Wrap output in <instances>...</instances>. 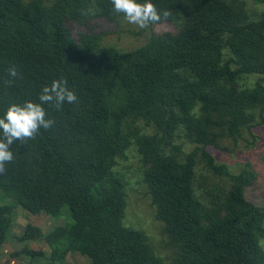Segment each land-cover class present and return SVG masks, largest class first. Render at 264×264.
<instances>
[{
	"label": "trees",
	"instance_id": "obj_1",
	"mask_svg": "<svg viewBox=\"0 0 264 264\" xmlns=\"http://www.w3.org/2000/svg\"><path fill=\"white\" fill-rule=\"evenodd\" d=\"M247 1L152 0L170 12L153 25L177 21L180 30L123 52L98 35L75 41L68 28L117 23L124 17L111 0H0V118L11 104L39 103L54 80H67L77 96L59 110L42 105L54 125L11 146L14 159L0 175V247L21 207L64 218L48 234L28 225L21 237L64 246L51 264L68 251L88 264H264V208L245 196L255 175L232 174L208 151L237 142L264 109V12L252 15ZM12 67L18 76L7 84ZM251 76L258 79L247 85ZM138 122L155 134L142 135ZM181 131L196 146L190 153L176 142ZM132 146L174 251L170 262L127 224L130 179L119 167ZM201 163L213 176H198ZM223 177L230 188L211 189L210 179Z\"/></svg>",
	"mask_w": 264,
	"mask_h": 264
},
{
	"label": "rangeland",
	"instance_id": "obj_2",
	"mask_svg": "<svg viewBox=\"0 0 264 264\" xmlns=\"http://www.w3.org/2000/svg\"><path fill=\"white\" fill-rule=\"evenodd\" d=\"M23 1L29 2L30 0ZM44 1L48 5L53 2V0ZM262 1L263 3L255 0L247 1L248 10L252 15L259 16L264 12V0ZM180 27L179 22L168 21L140 29L136 25L129 24L124 18H121L117 23L107 19H96L85 23H68V28L71 30L75 41H79L83 36L98 35L102 37L101 44L103 47H114L123 52L135 51L146 46L154 33L159 35L166 32L176 33ZM257 79L258 77L251 76L246 84L253 85ZM256 114L258 116L257 125L251 130H244L237 142L232 138H226L220 142V149L208 148V151L219 164L227 166L232 174H240L246 171L255 175L256 179L253 186L246 190L245 196L248 201L264 208V109H258ZM138 125L141 128L137 130H140L142 135L155 134L152 128L143 129L140 122ZM176 142L186 154L196 148L184 131L178 135ZM127 155V160L121 161L119 167L128 174L130 179L127 198V224L146 232L159 256L170 262L174 258V251L166 245L167 236L163 232V224L157 220L156 209L152 205L148 188L141 181L144 169L140 163L137 146H132ZM197 173L199 177L213 176L205 170L204 163L198 164ZM210 182L211 189L217 183L224 189L230 188L229 180L225 177L221 179L211 178ZM198 184L200 186L201 183ZM197 189L200 196L206 194L205 188ZM0 204H2L1 200ZM12 218L7 240L0 247V264H51L54 252L57 251L59 255L64 253V246H53L45 239L30 242L21 241L28 225L38 227L45 235L56 226H64L63 217L53 218L46 213L31 215L21 207H16ZM261 245L264 251V239ZM28 251L37 252L36 254L39 255L32 256ZM56 264H88V259L76 252L68 251L63 259Z\"/></svg>",
	"mask_w": 264,
	"mask_h": 264
},
{
	"label": "clouds",
	"instance_id": "obj_3",
	"mask_svg": "<svg viewBox=\"0 0 264 264\" xmlns=\"http://www.w3.org/2000/svg\"><path fill=\"white\" fill-rule=\"evenodd\" d=\"M113 10L123 14L124 19L129 23L138 26L140 29L148 28L150 25L167 19L170 12H158L152 0H144L143 3L137 0H111ZM7 80L11 84L18 76L15 67L8 69ZM77 100L76 94L68 88L67 80H54L50 86H45L39 96V103L25 101L22 104H11L5 114L0 118V175L5 174L6 163L14 159L11 146L14 142L23 143L28 139H34L41 129L48 130L54 125L52 119H48L44 104L54 105L59 110L65 103L72 104Z\"/></svg>",
	"mask_w": 264,
	"mask_h": 264
}]
</instances>
